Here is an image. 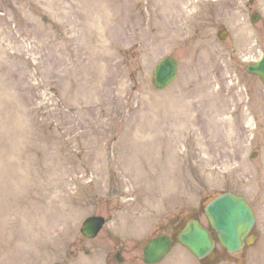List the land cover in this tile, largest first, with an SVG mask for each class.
<instances>
[{
    "label": "rangeland",
    "instance_id": "374dc122",
    "mask_svg": "<svg viewBox=\"0 0 264 264\" xmlns=\"http://www.w3.org/2000/svg\"><path fill=\"white\" fill-rule=\"evenodd\" d=\"M263 52L264 0H0V264H72L103 241L142 264L159 224L226 191L259 231L236 264H264V85L246 71ZM166 55L178 73L158 90ZM91 215L106 222L87 240Z\"/></svg>",
    "mask_w": 264,
    "mask_h": 264
},
{
    "label": "water",
    "instance_id": "95a60500",
    "mask_svg": "<svg viewBox=\"0 0 264 264\" xmlns=\"http://www.w3.org/2000/svg\"><path fill=\"white\" fill-rule=\"evenodd\" d=\"M257 17H253V21ZM177 60L166 56L158 61L153 69L152 82L158 89L167 86L176 76ZM247 71L256 74L264 84V55L262 59L247 67ZM205 215L210 226L217 231V237L222 246L229 252L238 250L244 236L254 223V214L246 200L239 195L225 192L213 199L205 208ZM102 217L87 218L81 232L93 237L103 224ZM179 242L184 245L197 258L205 255L213 257V240L210 232L204 229L197 221L190 222L179 234ZM170 247V239L159 236L152 239L144 248L143 261L155 263L160 260Z\"/></svg>",
    "mask_w": 264,
    "mask_h": 264
},
{
    "label": "flooded vegetation",
    "instance_id": "af4514ba",
    "mask_svg": "<svg viewBox=\"0 0 264 264\" xmlns=\"http://www.w3.org/2000/svg\"><path fill=\"white\" fill-rule=\"evenodd\" d=\"M200 215L202 214V209L200 211H198V213L196 214L195 212H192V216L193 217H200ZM202 217V216H201ZM188 222L184 221L183 217L181 216L179 219H175L171 224L168 225H163V224H159V226L156 228V231H159V233H167L170 236H174L176 238V235L178 234L179 230L182 229L185 224ZM204 225L207 226V221L205 219L204 221ZM208 229L211 232V236L214 240V264H218L220 262H227V263H237V261L241 258V257H246L249 249L254 246L259 240H258V232L256 230V228H252L251 231L249 232V234H254L257 235V239L255 241L254 244H252L251 246H244L242 249H240L239 251L233 252V253H229L226 251V249H224L218 242L217 239V235L216 232L214 230H212L209 226H207ZM155 231V232H156ZM248 234V235H249ZM176 240H173V242ZM120 249H123L122 246L119 247ZM204 259H207V257H205Z\"/></svg>",
    "mask_w": 264,
    "mask_h": 264
},
{
    "label": "bare ground",
    "instance_id": "6f19581e",
    "mask_svg": "<svg viewBox=\"0 0 264 264\" xmlns=\"http://www.w3.org/2000/svg\"><path fill=\"white\" fill-rule=\"evenodd\" d=\"M105 4H103V2H101V4H98V6H96L93 10V23L96 25V27L98 28L99 32H98V39L101 40L103 33L105 32L104 26H106L105 22L108 19V16H106V13H104V7Z\"/></svg>",
    "mask_w": 264,
    "mask_h": 264
}]
</instances>
